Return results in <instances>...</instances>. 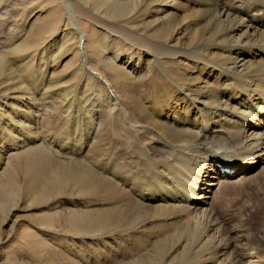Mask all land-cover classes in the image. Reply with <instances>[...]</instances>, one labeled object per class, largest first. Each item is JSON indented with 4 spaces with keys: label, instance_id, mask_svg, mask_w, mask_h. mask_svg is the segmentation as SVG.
I'll list each match as a JSON object with an SVG mask.
<instances>
[{
    "label": "bare ground",
    "instance_id": "6f19581e",
    "mask_svg": "<svg viewBox=\"0 0 264 264\" xmlns=\"http://www.w3.org/2000/svg\"><path fill=\"white\" fill-rule=\"evenodd\" d=\"M95 5L91 51L71 0V28L51 39L59 44L48 57L53 46L35 53L25 40L10 63L0 50V197L5 211L36 220L25 234L39 251L1 261L175 264L200 255L188 264H264V247L238 245L242 230L224 228L219 204L264 169V0ZM36 54L43 60H33L27 87L21 68Z\"/></svg>",
    "mask_w": 264,
    "mask_h": 264
},
{
    "label": "rangeland",
    "instance_id": "374dc122",
    "mask_svg": "<svg viewBox=\"0 0 264 264\" xmlns=\"http://www.w3.org/2000/svg\"><path fill=\"white\" fill-rule=\"evenodd\" d=\"M65 1L66 0H0V50L2 51V54L5 56V59L8 61V63H10L14 58L12 56V50L14 49V47L21 44L24 40L25 43L28 42L27 44L31 47V51L35 53L38 52L37 50H40V48L45 44L47 46H53V48L51 47L52 49H48L46 51V55H44L45 57H48L50 54H52V52L55 51V49H57L56 46L58 47L59 39L55 41V44L54 42H52L51 39L59 33L58 32L59 30L61 31L62 29V31H66L67 29L71 28V26L69 25L64 26L65 14H66ZM71 3L73 5V9L75 10V13L77 15V20L80 23L81 28L87 31L86 37L89 43L88 47L90 48L91 51V45H90L91 42H89L91 39L90 35L92 36L94 33V28L97 26L96 24L99 20L98 17L101 16V10L97 9L95 5V0H71ZM2 37L4 38L3 40H1ZM81 39H82L81 37L76 38L74 41L75 46L72 45L67 49L66 57H65L66 61L64 62L70 63L72 62L73 59H75L74 49L77 46H81L82 43ZM48 42L50 43V45ZM4 43H7V46H5L6 44L4 45ZM51 50L54 51L50 52ZM7 55L10 57H7ZM41 57H42L41 54H36V56L34 55V58L32 57H27L25 59L23 58L24 62L27 59L30 60V58H32L30 60L32 63H30V61H27L28 63H30L29 65H27L29 68H27V66L21 68L22 72L26 74L28 73L27 76L24 75L25 76L24 78L22 76L23 79L22 81L25 84V86L28 87L31 84V82L34 80L35 76L32 70L34 69V66L32 64L34 63L35 60H37L36 63L42 61L43 58ZM9 58L11 59L10 62H9ZM23 61L21 60L18 64H23L24 63ZM19 69L20 68H17L16 70L20 72L21 69L20 70ZM27 70H29V72L31 71L30 72L31 74L27 72ZM94 70L97 72L100 70L99 73L103 74V72L99 67H95ZM29 74L30 75L33 74L32 75L33 77L31 76L30 78ZM26 80L28 83L26 82ZM44 127H46V124L44 125ZM54 129L55 131L56 129L57 131H59V127L57 128L54 127ZM256 133L257 132L255 133L251 132V134L249 133V137L250 135L252 137H250L248 141L253 142L252 141V139L254 140L253 137L257 138V136H255ZM17 154L19 155V152ZM262 173H264V169L261 171L259 169L256 172L248 175L247 177V179H249V176H251L250 179L252 180L255 176H257L260 178L259 183L248 182L245 186H243V188L240 187L231 190L228 193H224V196L222 198L223 202L222 201L219 202V204H221L220 205L221 208H223V211H227L226 214L227 216H229L227 221L229 223L224 222V220L221 217V219L223 220L221 221L224 228L229 232L233 230H240V229L242 230V232L240 230L241 232L240 235L243 236L244 234V236L242 239L240 238V240L238 241L239 242L238 245L241 246H246L247 245L246 243H253L264 247V176L260 177ZM223 180L224 181L228 180V182L231 181V179H223ZM216 190L217 188L214 189L215 192ZM5 202H7V200L1 199L0 197V225L4 226V227L0 226L2 227L0 228V237L5 239L4 240L5 242L0 241V264H3V262L1 261L2 258L1 256L4 254L10 257L12 253H17V252L25 253V251L28 250L30 252L28 251L26 253H31V252L35 253L37 251V248H33L32 246H29L27 242L30 239L29 238L30 235L25 234L32 230L31 228L32 226L37 224L36 220L25 218V215L27 214H25L22 211L20 212V210L22 209L18 211V207L17 208L12 207V209L9 210V212L5 211L4 207L2 206L3 204H5ZM18 205L19 206L22 205V202L19 200H18ZM14 212L16 213V217L12 215ZM8 215L11 217L12 222L10 221L8 223L9 221ZM1 229H3V232L1 231ZM19 232H21L25 236L26 240L25 239L23 240L22 242L23 244L21 243L22 241L21 238L18 236ZM7 236L9 238H5ZM198 256L200 255H191L184 257L185 258L184 260L181 259L177 261L175 264H184V263L188 264L194 262L198 259ZM44 262H45L44 260L38 261L37 259H35V261L34 260L29 261L30 264H41V263L45 264Z\"/></svg>",
    "mask_w": 264,
    "mask_h": 264
}]
</instances>
